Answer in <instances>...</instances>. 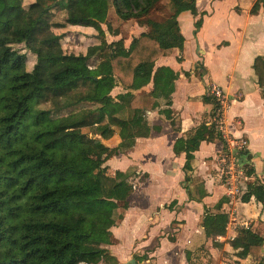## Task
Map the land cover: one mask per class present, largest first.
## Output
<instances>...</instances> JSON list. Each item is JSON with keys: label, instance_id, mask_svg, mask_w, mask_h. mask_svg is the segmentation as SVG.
I'll return each mask as SVG.
<instances>
[{"label": "trees", "instance_id": "16d2710c", "mask_svg": "<svg viewBox=\"0 0 264 264\" xmlns=\"http://www.w3.org/2000/svg\"><path fill=\"white\" fill-rule=\"evenodd\" d=\"M158 1L33 0L24 7L23 0H0V264H118L106 247L113 244L115 212L128 208L134 185L119 170L109 175L104 163L131 149L135 138L149 136L144 111L132 108L129 117L127 111L131 90L151 80L161 81L150 95L164 101L159 112L178 130L169 109L178 74L165 66L155 68V62L175 48L182 52L184 37L175 21L176 11L200 13L195 0H170L173 13L168 22L146 19L142 25L149 29L128 47L122 39L107 43L101 24L106 23L110 7L120 19L140 22ZM260 6L264 9V0H256L250 12ZM53 8L63 11L62 22L54 19ZM200 19L195 20L196 29ZM75 23L97 30L100 43L84 53L65 52L61 35L53 29ZM19 44H25L34 57L30 70L27 56L16 48ZM105 50L107 58L89 64ZM253 68L264 96V58L257 57ZM117 85L128 93L113 97ZM202 101L212 106L211 120L173 144L176 155L186 153L182 170L186 182L192 180L191 152L201 141L220 140L223 153L228 150L212 122L218 102L208 91ZM82 104L86 105L78 111L59 114ZM116 129L122 137L118 146L96 144L92 137L108 139ZM241 152L248 154L245 149ZM247 172L254 170L250 167ZM196 192L199 198L206 195L200 184ZM187 193L195 199L191 190ZM251 197L264 205V183L247 184L241 200L248 202ZM222 202L215 205V212L205 208L201 219L204 234L213 241L226 234L229 222L228 213L220 211ZM231 246L239 257L251 255L257 264H264V233L241 227ZM185 256L189 264L190 251ZM133 257L138 264L145 256Z\"/></svg>", "mask_w": 264, "mask_h": 264}, {"label": "crops", "instance_id": "0c3cea01", "mask_svg": "<svg viewBox=\"0 0 264 264\" xmlns=\"http://www.w3.org/2000/svg\"><path fill=\"white\" fill-rule=\"evenodd\" d=\"M255 1L195 0L199 15L193 16L189 10L176 11L175 21L184 37L182 52L175 48L172 54L159 57L155 68L165 66L178 74L169 107L178 130L172 128L170 121L159 112L164 101L150 95L154 86L161 85L160 80L157 84L151 80L146 86L131 90V107L144 111L151 129L148 137L135 138L131 149L116 155L135 166V172L146 175L144 181L134 186L122 219L111 228L113 244L106 248L118 264L134 259V255L146 257L138 264H188L185 252L192 251L197 241L206 236L200 225L205 208L217 211L215 205L222 199L220 211L229 215L233 189L217 183L224 154L222 141H201L191 152L188 174L193 181L194 178L200 179L199 184L206 191L202 198L192 191V180L188 185L184 179L182 170L186 153L176 155L173 152L177 138L186 137L203 121L211 120L212 106L202 101L208 88L219 87L227 97L222 113L225 140H245L248 154L241 160L253 168L252 175L260 180L264 178V96L253 68L257 57L264 58V9L260 6L251 13ZM199 18L201 25L196 29L194 23ZM139 29L140 33L146 31L143 26ZM178 57H181L180 61ZM155 102L158 106H153ZM152 183L160 184V188L167 191L168 198L152 206L142 232L127 240L121 231L124 226L129 228L134 214L131 201L140 198L136 194L140 186L148 187ZM188 189L197 200L189 198ZM250 203L257 208L260 202L250 200ZM240 206H243L241 210L246 220L257 214L245 212L247 207ZM236 211L237 215H234ZM238 214V210L232 207L229 219H237ZM260 218H264V214Z\"/></svg>", "mask_w": 264, "mask_h": 264}, {"label": "rangeland", "instance_id": "374dc122", "mask_svg": "<svg viewBox=\"0 0 264 264\" xmlns=\"http://www.w3.org/2000/svg\"><path fill=\"white\" fill-rule=\"evenodd\" d=\"M33 0H23L24 7H27V5ZM52 11L54 12L55 20L61 21L63 20V11L59 8H53ZM173 13V6L171 4L170 0H159L158 3L154 6V8L150 11V13L141 18L138 22V19H128V20H122L120 19L113 7L109 8L108 15H107V21L106 23L101 24V28L104 31V39L107 43H110L115 40L122 39L124 42V45L127 46L129 42L134 37H137L140 34L139 27L143 26L146 31L149 29L148 26L142 25L143 22L146 19H152L158 22H161L162 24H166L170 18V15ZM184 19L183 21H185ZM139 26H137V25ZM53 31L56 34L61 35L60 43L62 48L65 52H73V53H84L86 52L87 48L92 45H97L100 43L101 37H99V33L97 30H95L92 27L86 26L85 23H75L73 25H68L65 28H55ZM16 48L20 49L21 52H23L26 56V69L30 70L32 68V65L34 63V57L30 52L26 49L25 44H19L16 45ZM108 52L105 50L101 57H95L91 58L89 60V64H96V62L100 59L107 58ZM122 86L117 85L113 88L111 91V95L118 96L120 94H126V92ZM86 104H82L79 106H76L74 108H71L69 111L60 112V115L67 114L68 112H75L79 109L83 108ZM132 105V104H131ZM129 108L128 117L131 115V107ZM119 130L116 129L115 133L109 137L108 139H102L98 135H92V137L96 140L97 143H103L104 145L108 147H115L118 146L120 141H122V137L119 134ZM126 155V154H125ZM103 156L99 155L97 158H102ZM126 163V164H124ZM128 162L121 158L120 156H112L108 160L105 161L104 166L107 167V173L109 175H114L115 171L119 170L120 172H123L127 175H129V181L133 183V185H138L139 182L144 181L146 175L141 174L140 172H135L136 167L127 164ZM241 163V170L243 171V174L238 175L237 178L231 179L229 177V174L227 173L226 165L223 166L219 171L217 183L223 184L225 186L231 187L233 189V194L230 197L233 202L230 203V207L228 209V212L232 211V207L236 208L238 210V218L237 219H229V222L227 224V230L226 234L224 236H220L217 238V240H212V238H209V244L207 245L208 237L204 236L199 241H197L196 246L190 251V262L189 264H257L255 258L251 255L242 258L239 257L236 253L237 250L233 249L231 246L232 239L237 234V229L241 227H247L250 226L253 230L260 232L261 234L264 233V218H260L262 214H264V205L262 203H258L259 206L254 208V204L252 205L250 203V200H254V197H251L250 200L246 203H244L243 200H241L244 196V193L246 192V186L251 181H258L261 183H264V178H261V180L257 177H255L252 174H248V169L250 168L249 165H245L242 161ZM236 173V172H235ZM237 174V173H236ZM191 176V174H189ZM195 181L192 180L191 185L193 187L191 188L192 191L196 194V188L197 185L200 183V179L194 178ZM190 185V182L187 183ZM136 194L140 195V198L138 201L133 202L134 199L131 201L134 205V214L132 215L128 227L122 228V237L129 240L130 237H133L134 235L139 234V232H142V228L144 224L146 223V220L150 217L149 210L152 208V206L155 203H158L160 200H164L165 198H168V193L166 190H163L160 188V184H150L148 187H141L137 189ZM193 194V193H192ZM167 196V197H166ZM142 201V202H141ZM143 205L142 207H139L137 205ZM243 204L246 208L245 212L255 213L257 214L251 218V220H246L245 216L243 214V211L241 210L243 206H240ZM247 204V205H246ZM233 205V206H232ZM249 206V207H248ZM137 211H139L137 213ZM229 212V216H230ZM124 213V210L122 208H118L115 212V223L122 219V215ZM259 213V215H258ZM234 215H237V211L234 212ZM114 227V225H113ZM232 231V232H231ZM129 243V242H128ZM226 245V249L224 246ZM129 257V255H128ZM124 264V263H122Z\"/></svg>", "mask_w": 264, "mask_h": 264}, {"label": "built area", "instance_id": "2783aa9c", "mask_svg": "<svg viewBox=\"0 0 264 264\" xmlns=\"http://www.w3.org/2000/svg\"><path fill=\"white\" fill-rule=\"evenodd\" d=\"M207 91L216 99L219 105L216 115L212 118V122L215 123L216 128L221 132L223 138L227 139L224 135V126L222 119V113L226 105L227 97L225 93L216 86L208 88ZM226 143L228 150L227 153H224L222 156V163L223 166L226 165L225 167L227 169L229 177L235 180L238 175L243 174L240 161H242L241 159L244 157V155L241 154V151L246 149V141L242 139H235L227 140Z\"/></svg>", "mask_w": 264, "mask_h": 264}, {"label": "water", "instance_id": "95a60500", "mask_svg": "<svg viewBox=\"0 0 264 264\" xmlns=\"http://www.w3.org/2000/svg\"><path fill=\"white\" fill-rule=\"evenodd\" d=\"M135 260L133 258H131L130 260L126 261L125 264H135L134 262Z\"/></svg>", "mask_w": 264, "mask_h": 264}]
</instances>
